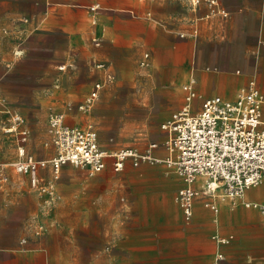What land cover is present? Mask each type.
I'll list each match as a JSON object with an SVG mask.
<instances>
[{"label":"crops","instance_id":"0c3cea01","mask_svg":"<svg viewBox=\"0 0 264 264\" xmlns=\"http://www.w3.org/2000/svg\"><path fill=\"white\" fill-rule=\"evenodd\" d=\"M217 1L215 10L202 2L197 6L188 4L190 9L183 12L175 9L183 0H163L162 16L169 26L164 30L153 28L143 35L139 24L145 27L147 22H139L127 12L138 8L137 0H0V96L8 97L19 109L33 110L36 103L45 107L51 100L58 102L59 95L69 99L81 96L94 80L102 83L103 89L113 81L107 78V73L114 74L117 82L126 76L132 82V68L140 56L143 60L148 53L144 49H153L154 53L151 56L148 53L145 60L146 64L151 61L155 65L162 48L168 53L165 65L170 67V74L163 69L159 83H153L152 89L164 97L156 111L158 118L170 122L184 104L183 89L187 88L183 85L195 82L187 71L186 51L191 39L177 38L175 29H187L193 24L199 28L201 43L207 45L211 41V48L226 44L225 50L231 58L228 62H218L216 54L215 59L206 63L212 67H206L209 73L217 74L226 86L224 92L197 86L194 89L198 97L206 92L233 97L249 79H254L264 91V0ZM219 8L223 9L222 13ZM16 36L20 46L16 64L24 70L8 74L2 61L10 58V41ZM176 47L178 54L171 55ZM60 59L68 66H88L83 79L89 83L77 86L71 83L60 90L52 88L46 97H43L46 93L40 96L5 93L8 82H23L27 89L30 72L43 81L46 67L58 66ZM198 70L197 81L202 68ZM163 123L160 128L164 127ZM163 130L165 138L161 134L157 138L165 142ZM144 142L138 146L142 147ZM164 142H156L152 153L165 156ZM112 146L106 144L108 149ZM147 164L127 165L118 172L121 173L118 203L114 205L113 217L99 202L101 194L87 203L65 202L60 196L52 209L44 211L40 209L37 193L25 183L27 175L13 170L16 174L11 173L0 194V264H204V258L212 264L216 252L224 255L219 264H264V214L241 202L264 204V184L259 186L264 178L259 185L248 188L242 200L235 204L227 198L196 196L192 215L185 219L175 201L176 192L184 183L172 198L168 177L162 179V187L132 185L148 184L152 180L151 172L138 168ZM170 170L162 173L167 175ZM64 195L68 200V194ZM207 200L215 202L217 212L204 205ZM36 213H40L45 224L40 237H34L25 226ZM213 234L228 237V242L217 243ZM22 237H27L25 243H20Z\"/></svg>","mask_w":264,"mask_h":264},{"label":"built area","instance_id":"2783aa9c","mask_svg":"<svg viewBox=\"0 0 264 264\" xmlns=\"http://www.w3.org/2000/svg\"><path fill=\"white\" fill-rule=\"evenodd\" d=\"M187 2L191 6L204 2L212 10L218 5L217 0ZM219 12L222 13L223 9L219 8ZM147 57L148 53H145L141 64H145ZM107 78L112 79L110 73H107ZM101 87L102 83H94L87 106ZM189 89L190 86L188 93ZM195 94L197 98L196 91ZM4 100L0 101V111L7 118L2 128L6 133L16 135L18 141L17 155L9 164L15 172L27 175L28 185L42 199L44 211L52 209L60 197L56 182L66 163L85 168L88 175L102 171L108 163L118 172L127 165L163 163L173 169L184 183L177 190L175 201L185 219L192 215L196 196L205 194L227 198L235 204L242 200L248 188L259 185L264 178V91L254 79L240 86L233 97L212 94L191 107L182 106L163 127L166 131L163 143L166 155L163 157L152 153L157 147L155 141L149 142L142 151L131 145L107 151L100 145L97 131L91 124L85 129L66 124L63 112L53 108L47 112L44 143L52 146L54 152L47 158L35 157L24 147L29 134L24 117ZM5 164H0L1 190L8 183V175L3 171ZM41 170H44L43 174ZM241 202L264 214L263 203ZM204 205L218 211L213 200L205 201ZM26 226L34 237H40L45 230L40 213L33 215ZM212 237L217 243L228 242V237L217 234ZM26 241L27 237L20 238V243ZM223 259V253L216 252L212 264H219Z\"/></svg>","mask_w":264,"mask_h":264},{"label":"rangeland","instance_id":"374dc122","mask_svg":"<svg viewBox=\"0 0 264 264\" xmlns=\"http://www.w3.org/2000/svg\"><path fill=\"white\" fill-rule=\"evenodd\" d=\"M137 1L139 3L137 6L138 8H131L132 10L127 12L132 14L135 19H138L139 22H147L145 27H142L141 23L139 24V32H142L143 35H148L152 32L153 28L164 30L165 27L167 28L169 26L162 16V10L164 8L163 0ZM188 4L187 0H183L181 6L176 5L175 9H180L183 12L187 11L190 9V4ZM173 20L174 19H172V21ZM188 20L191 21L192 19L190 18ZM175 35L179 39L186 37L191 39L186 51L187 71L191 74L190 79L195 78V82H190V86H192V88L201 86L202 88L206 87V89L211 91L224 92L226 86L218 80L216 77L217 74L212 75V73H209L206 67L210 65L206 63L215 59L217 56L216 54H218V62L230 61V55H228L227 50H225L226 44H217L214 46L215 48L212 47L214 48L212 49L210 40H208L210 42L207 45H205V43H201L199 28H197L194 24L189 26L187 29H175ZM18 43L19 38L17 36L11 39L10 58L2 61L4 67L8 69V74L13 73L14 71L15 73L19 72V69L24 70V67H20L16 64V59L18 58L20 52V46H18ZM144 50L148 51L150 56L154 53L151 48H145ZM178 52L179 49L176 47L172 50L171 55H177ZM158 53L159 60L155 62V65H152L149 60L148 64H146V60L145 64H141L143 61L141 60V56L138 58L131 71L133 74L132 76H134V80L132 82L126 80L127 76L123 78V81L120 82L118 80L117 82L115 75L112 74L114 79L112 77L110 80L113 81L110 83L108 82V85L104 86L103 89L100 88L97 96L91 101L89 106H87V98L90 96V91L93 89L94 83H96L97 80L91 81V86L81 96L69 99L59 95L57 99L58 102H54L50 99L51 101L47 103L45 107L36 103L33 110L19 109L17 106L15 107L8 97L5 98L0 96V101L2 98L5 99L4 101L10 105L12 109L16 110L24 117L26 126L30 131V137H28L24 142V147L27 152L32 153L37 157H49L54 152L52 146H45L44 144L46 139L47 112L50 108L63 112L64 122L71 126H77L81 129H85L89 124H91L97 131L100 145L107 151L115 150L126 145L134 146L138 150L142 151L146 148L149 142L155 141L160 144L162 141L164 142V140H158L157 137L159 134L163 135V138H165V132L163 128H160V124L165 121L162 118H158L156 113L157 109L164 102V97L162 94L155 92L154 89H152V86L153 83H159V76L163 74V69L165 71L167 70L168 75L170 74V67L165 65L168 61L167 50L161 48ZM119 62L120 59H118V63ZM61 64L64 65V67H59ZM92 66H95L94 63ZM214 66V68L219 69L218 65ZM199 68H202V74L199 72L200 79L197 81L196 76ZM88 70V66H84L82 64L68 66L66 61H62L60 59L58 66L46 67V70L42 73L44 79L43 81H41L39 77L36 78V75H33L34 72H30L26 78V84L28 85L27 89L23 87V82H8L9 85L8 88L5 89V93L18 94L20 92H26L28 94L30 93L38 96L46 93L43 97L50 96L52 88H58L60 90L71 83L76 86L84 82L89 83L88 80L83 79V74H85ZM77 71L80 72V74H77ZM201 75H203L202 78ZM129 77H131V75H129ZM35 78L38 80L37 82ZM23 80H25V78H23ZM185 81L182 82V85ZM183 92V101L181 100L182 104L184 103L185 95L188 94V88L183 89ZM207 94L210 93L206 92L204 95ZM204 95L202 97H197L193 104H198ZM1 107L2 105L0 103V108ZM6 116L7 115L5 113L0 111V162L6 163L3 166V171L9 178L11 173L16 174L9 162L17 155L18 141L16 135L6 133L2 128L3 125H5L4 123H6ZM79 117L81 118V121H77V118ZM32 133H34V135ZM142 141H145L142 147L138 146ZM106 144H112L113 148L108 149ZM138 168L151 172L154 177L152 180H149L148 184H132L135 187L145 185L151 186L152 188L162 187L164 186L161 182L162 179L164 177V179L168 177L170 178V186L172 188V198L176 189L183 183L181 177L177 175L173 169L170 170L167 175L163 174L162 171L170 169L164 165L147 164ZM119 174L121 173L112 169L110 163H108L102 171L93 175H88L85 168L66 163L62 166L59 172L56 189L62 198L61 200L65 202L87 203L91 202L93 198L101 194L102 198L99 202L105 205L107 213L110 214V217H113L114 205L115 203H118ZM136 180L139 182L142 179ZM25 183L27 184V187H29L27 179H25ZM262 184H264V181L259 186H262ZM129 185L132 186L131 184ZM2 191L3 190L0 189V194ZM65 192L68 194V200L65 199ZM40 206V209H43L42 199H40ZM26 223L28 224V222ZM26 228L29 229L27 226ZM207 262L208 259L204 258V264H209Z\"/></svg>","mask_w":264,"mask_h":264},{"label":"bare ground","instance_id":"6f19581e","mask_svg":"<svg viewBox=\"0 0 264 264\" xmlns=\"http://www.w3.org/2000/svg\"><path fill=\"white\" fill-rule=\"evenodd\" d=\"M16 51H17V50H16ZM189 83H190V82L185 83L183 86H185L186 88H188V87L191 85V83H190V84H189ZM192 93H194V95H192ZM195 97H196L195 91H194V89L192 88V86H190L189 93L186 94L185 102H184L183 106H186V107H188V106H189V107L193 106V105H194L193 103H194ZM81 107H83V106H81ZM167 122H168V121L164 122L161 126L163 127L164 125L167 124Z\"/></svg>","mask_w":264,"mask_h":264}]
</instances>
